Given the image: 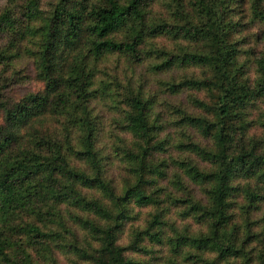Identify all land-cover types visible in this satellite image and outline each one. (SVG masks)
Instances as JSON below:
<instances>
[{"label":"trees","instance_id":"16d2710c","mask_svg":"<svg viewBox=\"0 0 264 264\" xmlns=\"http://www.w3.org/2000/svg\"><path fill=\"white\" fill-rule=\"evenodd\" d=\"M108 56L157 74L200 69V77L183 75L161 86L170 94L205 92L207 99L192 100L205 115L181 111L177 144L160 138L152 102L125 77L126 69L113 81L98 78L95 63ZM23 58L31 65L11 81L6 70ZM31 79L41 89L17 101L3 98L11 82ZM257 103L264 106V0H53L50 12L40 0H6L0 9V264H57L53 249L69 251L74 264H136L127 252L143 251L145 239L162 242V205L200 226L164 241L186 262L264 264V110L255 119L249 112ZM107 125L114 130L109 143ZM254 127L259 133H251ZM188 129L211 147L193 141ZM166 146L207 167L173 157L168 164L155 161ZM129 206L154 210L123 246L118 234L133 219ZM80 231L88 238L84 245Z\"/></svg>","mask_w":264,"mask_h":264},{"label":"rangeland","instance_id":"374dc122","mask_svg":"<svg viewBox=\"0 0 264 264\" xmlns=\"http://www.w3.org/2000/svg\"><path fill=\"white\" fill-rule=\"evenodd\" d=\"M53 0H40L41 10L44 12H50ZM6 4V0H0V9L4 7ZM39 21H37V24ZM154 43L158 45L166 44L164 40H156ZM31 65V60L29 58H23L17 61L10 69L6 70L8 73V79H12L16 73L21 71L22 69L26 72V67ZM96 72L98 74V78L102 79L106 75L108 78L113 81L112 77L116 73L122 72V70H127V74L125 77H131L134 82L135 87L141 88L144 97L152 102V113L155 117V121L158 127H161L160 138H170L173 140V143L177 142V135L180 134V130L183 128H177V121L180 119L181 111H185L186 113L194 116H204L205 113L203 110L194 106L192 100L194 98L205 100L207 99V95L205 92H195V91H184L178 94H170L165 91L161 86V82L169 81L172 78H179L183 75L196 76L200 77L202 71L196 68H186V69H174L173 71L157 74L153 72H149L148 68L145 65H141L139 67H127L124 64V60H117L116 57L108 56L103 58L101 61L95 63ZM29 69V68H28ZM104 73V74H103ZM37 80V79H35ZM34 79L28 80L27 83L22 86H15L12 82L9 84L10 86L3 92V98L8 101H17L22 96L25 95L28 91L36 92L41 89V84L36 82ZM12 81V80H11ZM38 81V80H37ZM119 105V101H116ZM264 106L262 104L257 103V105L250 109V117L255 119V117L263 112ZM103 111H108L107 107L103 108ZM111 113H109V116ZM207 117H209L207 115ZM113 125H107L106 133L104 135L105 141L109 143V139L111 134H114V130L112 129ZM251 133H259L256 127H254ZM193 141L199 143L205 147H211V141L204 139L197 134L194 130L188 129L186 131ZM118 137L123 138L126 142L127 137L121 133L120 130L116 132ZM115 140L112 139V141ZM177 144V143H176ZM168 148V152L162 156H158L155 161H165L166 164L171 161V157L175 159H188L196 162L199 166L206 168L207 165L200 162L198 158H196L192 154H185L174 151L172 146H166ZM170 165V164H169ZM171 169V168H169ZM157 187H164L171 191L170 185L166 181H161L156 179ZM189 186L190 183H188ZM194 190V195L198 198L203 199L200 193V189L192 186ZM161 199H165L164 197ZM235 202H240V198H235ZM162 207L166 208V215L164 218V226H163V235L161 243H152L148 240H144L141 242V247H143V251L140 252H127V255L136 263V264H192L191 262H186L184 260L185 254H174L171 251L170 246L164 241L169 237H175V232L183 233L184 231H188L189 233H197L200 230V226L192 222L191 220L183 219L179 208L162 205ZM130 215L133 217L130 221H128L124 227L121 229V232L118 234V243L123 246H127L131 242L132 233L135 230H140L146 225V221L149 217V214L154 210V207H137V206H129ZM79 243L84 245L88 242V238L84 235L83 232L78 233ZM93 243V242H91ZM53 259L57 264H74L78 263L76 257H74L69 251L63 249V251L59 249H53ZM41 264H49V262H41Z\"/></svg>","mask_w":264,"mask_h":264}]
</instances>
